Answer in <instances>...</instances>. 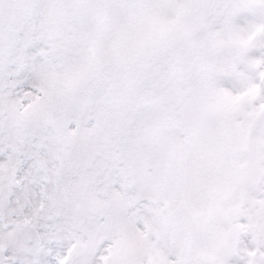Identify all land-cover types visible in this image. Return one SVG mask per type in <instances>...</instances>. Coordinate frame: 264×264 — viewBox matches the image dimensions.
<instances>
[{"label":"snow or ice","instance_id":"1","mask_svg":"<svg viewBox=\"0 0 264 264\" xmlns=\"http://www.w3.org/2000/svg\"><path fill=\"white\" fill-rule=\"evenodd\" d=\"M0 264H264V0H0Z\"/></svg>","mask_w":264,"mask_h":264}]
</instances>
